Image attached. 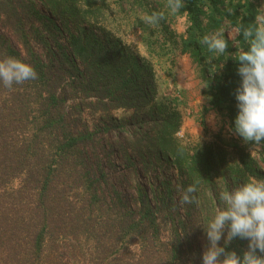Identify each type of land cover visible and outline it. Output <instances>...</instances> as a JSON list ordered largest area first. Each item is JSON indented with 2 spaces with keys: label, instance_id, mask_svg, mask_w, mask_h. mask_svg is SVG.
I'll return each instance as SVG.
<instances>
[{
  "label": "trees",
  "instance_id": "1",
  "mask_svg": "<svg viewBox=\"0 0 264 264\" xmlns=\"http://www.w3.org/2000/svg\"><path fill=\"white\" fill-rule=\"evenodd\" d=\"M40 1L52 16L35 0H0V16L25 49L22 54L0 32V60L16 58L36 71L34 79L10 87L0 81V264H199L202 240L191 235L188 221L171 225L170 207H159L141 185L132 201L110 188L89 150L99 130L91 131L83 114L105 116L111 122L100 130L128 132L134 149L169 159L184 192L195 186L194 198L209 195L214 202L215 177L227 169L223 148L192 151L181 142V112L157 103L151 64L121 38L90 27L100 11L95 0ZM209 1L210 14L196 0L185 5L202 38L206 17L210 26L222 21L216 14L224 0ZM255 19L253 13L238 24L245 49L243 33ZM81 22L90 26L69 28ZM195 48L201 63L213 54L201 40ZM231 62L217 75L204 65L214 102L235 95L240 84L239 61ZM116 111L132 114L118 121ZM253 162L241 153L243 168L264 179ZM197 220L191 219L194 226ZM220 244L238 255L248 249L239 237Z\"/></svg>",
  "mask_w": 264,
  "mask_h": 264
},
{
  "label": "rangeland",
  "instance_id": "2",
  "mask_svg": "<svg viewBox=\"0 0 264 264\" xmlns=\"http://www.w3.org/2000/svg\"><path fill=\"white\" fill-rule=\"evenodd\" d=\"M35 1L43 13L52 16L40 0ZM95 1L100 8L98 20L91 26L81 22L71 24L69 28L90 26L119 37L151 64L158 91L157 103L170 105L181 112L182 125L178 133L181 142L192 151L209 144L223 148L227 169L215 177L218 183L214 187L216 209L223 206L219 199L221 191L256 178L240 163L242 152L254 160V166L264 170V141L245 142L235 132L232 123V113L237 110L235 95L214 102L215 95L206 78L204 65H210L212 73L217 75L225 71L228 63L237 61L234 57L243 47L238 39V24L250 20L253 13L257 22V16L264 12V0H224L221 12L216 14V18L222 20L218 26H210L208 17L204 19L206 35L222 30L228 47L222 54L215 51L210 56L206 54L203 63L195 48L202 37L191 27L185 10L187 0H181L182 7L175 12L169 8L170 0ZM196 1L208 14L213 11L209 0ZM153 13L162 15L155 23H149L146 17ZM56 19L60 22L58 16ZM0 32L6 33L12 44L25 54L22 43L6 27L3 15L0 16ZM206 50L208 53L207 46ZM131 114L130 111L113 113L118 121ZM83 115L91 131L99 130L89 150L95 163L104 168L110 188H116L132 201L137 196V187L143 186L159 207H170L172 215L166 216L165 220L171 225L180 217L189 222V232L201 238L205 251L209 241L203 226L214 216L212 197L203 195L194 198L190 204L184 203L183 177L169 159L158 153L134 149L126 138L128 132L100 130L104 123L111 122L105 116L87 111ZM196 217L197 225L194 226L191 219L195 222ZM202 255L199 264H202Z\"/></svg>",
  "mask_w": 264,
  "mask_h": 264
},
{
  "label": "clouds",
  "instance_id": "3",
  "mask_svg": "<svg viewBox=\"0 0 264 264\" xmlns=\"http://www.w3.org/2000/svg\"><path fill=\"white\" fill-rule=\"evenodd\" d=\"M181 7V0H170L169 8L173 12ZM161 15L153 13L146 19L155 23ZM243 35L247 48H240L234 57L239 61L237 72L241 79L235 91L238 111L233 127L245 142L259 143L264 141V12L257 16L255 27L245 30ZM201 42L209 51L221 54L228 47L222 30L204 35ZM35 77V69L19 59L0 60V81L5 86ZM194 192L195 186L189 185L183 202L192 203ZM219 199L223 206H218L214 216L203 226L209 246L203 252L202 264H264V179L250 178L230 189L225 188ZM237 237L248 241V249L242 254L226 250L220 244L222 238L227 245Z\"/></svg>",
  "mask_w": 264,
  "mask_h": 264
}]
</instances>
